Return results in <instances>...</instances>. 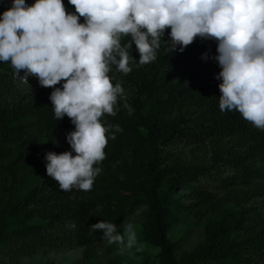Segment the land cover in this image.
<instances>
[{
  "label": "clouds",
  "instance_id": "9594fccd",
  "mask_svg": "<svg viewBox=\"0 0 264 264\" xmlns=\"http://www.w3.org/2000/svg\"><path fill=\"white\" fill-rule=\"evenodd\" d=\"M68 2L78 16L66 12L63 0H36L32 6L13 0L0 16V62L9 63L23 83L34 77L41 87L52 88L55 119L67 116L75 126L66 138L72 151L45 155L47 176L60 190L91 191L102 171L93 165L105 159L106 133L115 139V133L123 132L118 124L106 127L100 120L105 113L115 116L118 97H124L123 87L113 86L108 73L115 66L127 75L133 65L153 62L169 28L164 43L171 52L177 47L183 52L197 37L217 41L220 110L238 111L264 131V0ZM122 36L131 40L122 45ZM133 43L138 61L131 55ZM62 80V87H56ZM124 108L133 114L126 102ZM90 229L102 232L121 253L138 243L135 226L127 221L118 226L102 220Z\"/></svg>",
  "mask_w": 264,
  "mask_h": 264
},
{
  "label": "trees",
  "instance_id": "16d2710c",
  "mask_svg": "<svg viewBox=\"0 0 264 264\" xmlns=\"http://www.w3.org/2000/svg\"><path fill=\"white\" fill-rule=\"evenodd\" d=\"M29 6L34 5L36 0H25ZM13 0H0V16L3 12L11 8ZM66 12L75 13L73 5L68 0H63ZM80 23H84V17H80ZM171 29H166L161 39V47L157 50L156 59L146 65L136 67L125 75L118 72L112 66L108 73L111 83L115 86L120 83L124 88H129L133 95L123 101L118 97V111L115 116L105 113L101 122L108 125H119L122 133H115L116 138L111 139L110 134L108 144L104 149L105 159L93 167H100L101 173L95 178L91 191L73 189L72 191L60 190L59 184L54 179L47 176L46 168L39 186L32 187L29 191L19 196L18 187L6 196L9 192L4 189V178L7 170L0 167V225L3 226V214L8 212L16 214L21 209L28 206L40 208L46 212L54 221L71 218L79 221H88L94 225L100 221L115 222L121 217H125L131 211L127 210L128 196H121L111 200L114 193V183L111 181L110 172L132 158L130 171L136 169V174L144 178L141 182L149 185L145 192L144 201L148 204L147 212L152 218L157 235L156 242L163 252V259L167 264H206L214 258V247H210L207 253L198 255H187L184 260L174 263L170 256L174 244L166 240L165 233L167 220L169 218V207H165L166 193L177 188L180 183L187 181L191 173L178 174L177 169L170 168L164 171L158 167V161L162 159L161 148L174 143L195 144L211 139L215 142L213 147V162L219 163L220 168H229L234 171L232 177L224 179V182L232 181L236 183L238 173L241 174V181L251 184L255 179L264 178V131L255 128L250 122L244 120L238 111L222 112L219 108V97L221 92L219 84L221 80L216 79L221 71L218 62L214 59L217 53V41L215 39L195 38L183 52L179 47L171 52L164 41L170 39ZM131 40V37H121L122 45ZM131 55L138 61L139 52L133 43ZM204 59L203 57H205ZM23 75V72H21ZM61 81L56 87H62ZM52 88H43L36 78L30 77L28 84L23 83L15 77L13 71L0 72V137L5 135L11 143L21 140L28 126H33V121L37 123V132L43 137V141L37 145L40 153L44 155L43 162L46 166L45 155L48 152L57 154L72 151L67 143V134L75 131V126L70 119L65 116L63 120L57 121L54 116L49 96ZM125 102L130 105L134 112L130 116L124 108ZM163 108L168 110L190 108L196 110L190 120L179 124L176 121L166 122L160 117ZM172 112V111H171ZM237 145L233 153L226 151L221 155V142ZM35 145L26 147L24 151H15L18 157L25 153H32ZM14 152V151H13ZM9 153L11 151L9 149ZM73 156L76 154L73 152ZM7 155L0 149V156ZM149 158V162H147ZM19 160V158L17 159ZM7 161H5L6 163ZM15 168L17 161L6 164ZM27 165L21 166L24 172ZM8 169V168H6ZM16 169V168H15ZM207 167L200 170L205 171ZM166 174L169 178L165 179ZM134 185L138 187L139 181ZM159 188V189H158ZM136 202V201H135ZM230 213L226 214L229 220ZM242 213L235 214V219L230 225L235 224ZM260 231L255 237L242 241H232L224 248H219L220 254L240 255L238 259L244 264H264V218L259 222ZM47 237L42 236L38 230L34 238L40 240L41 248L46 249L52 244V240H47L50 233L46 231ZM96 232V231H95ZM45 238V239H44ZM20 243L22 239H17ZM24 246V245H22ZM214 250L215 252L211 251Z\"/></svg>",
  "mask_w": 264,
  "mask_h": 264
},
{
  "label": "rangeland",
  "instance_id": "374dc122",
  "mask_svg": "<svg viewBox=\"0 0 264 264\" xmlns=\"http://www.w3.org/2000/svg\"><path fill=\"white\" fill-rule=\"evenodd\" d=\"M11 71L13 69L9 63L0 62V72ZM123 89L124 97L121 99L125 101L133 93L129 88ZM171 111L163 108L160 117L168 123L176 121L179 124L190 120L196 112L190 108ZM28 127L21 140L15 144L9 141L6 133L0 137V149L7 153L0 156V167L7 170L2 188L3 193L5 187L9 190L7 197L16 185L18 197L32 187L39 186L46 168L44 155L37 148L43 141L37 132V123L33 121V126ZM220 142L221 155H225L226 151L233 153L238 150L237 145ZM34 145L36 147L32 153L18 157L15 152H23L26 147ZM214 146L215 142L209 139L195 144L174 143L161 148L162 159L158 161L160 170L177 169L179 173L172 174V177L191 173L187 181L167 192L164 199L170 216L163 234L167 241L174 244L170 256L174 263L181 262L187 255L207 253L210 247H214L217 253L211 250L215 252L214 258L206 264H244L238 257L244 254L247 257L245 251L222 256L219 248H224L232 241L255 237L260 231L259 222L264 218V178L255 179L248 185L241 181V174L238 173L236 183L230 180L224 182V179L234 175V171L220 168L219 163L213 162ZM13 161H17L16 169L6 165ZM24 164L27 165L26 172L21 168ZM131 165L132 158L129 157L110 172L113 176L110 179L114 183L111 200L129 195L128 201L122 203L131 211L112 223L118 226L126 221L132 223L137 232V246L121 253L117 245H109L104 240L102 232H93L88 221L82 222L77 220L79 218L54 221L40 208L28 206L16 214H3V226L0 225V264H167L162 249L157 245L155 226L147 212L148 204L144 201L149 185L141 184L144 178L136 174V169L130 171ZM205 167V171L200 170ZM260 168L264 169V166ZM169 176L166 174L165 179ZM138 181L140 185L136 187L134 183ZM238 212L242 216L230 225ZM227 213L231 214L229 220L226 218ZM73 223L75 228L71 227ZM38 230L44 237H47L46 231L50 233L52 239L48 237L47 240H52L51 246L41 248L40 240L34 238ZM17 239H22V242L19 243Z\"/></svg>",
  "mask_w": 264,
  "mask_h": 264
}]
</instances>
